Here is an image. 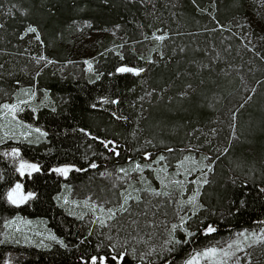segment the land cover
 Segmentation results:
<instances>
[{
  "label": "trees",
  "instance_id": "16d2710c",
  "mask_svg": "<svg viewBox=\"0 0 264 264\" xmlns=\"http://www.w3.org/2000/svg\"><path fill=\"white\" fill-rule=\"evenodd\" d=\"M249 20L258 23L252 33ZM76 21L124 41H106L79 74L22 69V52H54ZM0 49V105L27 85L47 94L18 114L41 139L0 142V216L42 218L59 238L48 246L0 239V264H182L264 223V0H0ZM11 149L39 170L21 174ZM185 149L211 157V177L167 251H123L59 202L65 184L97 192L106 170L160 157L173 167ZM63 165L72 166L67 174L55 171ZM18 180L33 195L14 204L7 192ZM249 251L248 264H264V241Z\"/></svg>",
  "mask_w": 264,
  "mask_h": 264
},
{
  "label": "rangeland",
  "instance_id": "374dc122",
  "mask_svg": "<svg viewBox=\"0 0 264 264\" xmlns=\"http://www.w3.org/2000/svg\"><path fill=\"white\" fill-rule=\"evenodd\" d=\"M251 23L249 20L250 29L247 31L250 33L252 27L258 25ZM106 41L113 44L124 39L115 30H97L88 21H76L69 36L59 41L60 48L53 52L52 49L48 51L51 46L33 50L29 46L26 53H21L25 60L20 65L35 74L47 66L51 72L79 74L92 68ZM123 68L132 69L128 66ZM13 97L12 101L0 105V142L9 138L41 139L42 129L30 125L18 114L25 107L34 108L46 102L45 90L35 84L27 85L18 89ZM5 105L17 107L13 110ZM14 150L18 155H12ZM197 150H183L173 167L164 158L106 170L100 175L104 179V188L97 192L90 188L80 194L78 189L65 184L58 194L59 202L97 229L105 230L108 240L123 251L129 250L141 257L167 251L176 238V231L185 229L187 218L201 207L202 189L211 177V157ZM9 155L21 174L34 171L28 167L21 168L22 164L38 166L23 157L18 149H11ZM71 167L63 165L58 169L70 170ZM17 184L21 188L13 192ZM10 193L17 201L33 195V192L25 190L20 180L10 186L8 199ZM138 209L141 211L137 212ZM0 239L36 246H48L59 240L42 218L7 214L0 216ZM262 241L264 223H259L191 252L182 264H248L252 259L250 246Z\"/></svg>",
  "mask_w": 264,
  "mask_h": 264
},
{
  "label": "snow or ice",
  "instance_id": "6c2138e0",
  "mask_svg": "<svg viewBox=\"0 0 264 264\" xmlns=\"http://www.w3.org/2000/svg\"><path fill=\"white\" fill-rule=\"evenodd\" d=\"M36 31H37V29L34 28V27H29L28 28V32L35 33ZM37 38H39V37H37ZM164 38H165L164 36H158V37H156V39H158V40H163ZM41 59H43V57H41ZM119 71H121V72H129V71H132V72H137V74H138V72L139 71H142V69L136 70V69H130V68H121V69H119ZM4 107H6V108H12L14 110L17 106L16 105H5ZM12 155H18V152L14 150L13 153H12ZM160 159H164V158L163 157H160ZM92 166L95 167V165H92ZM24 167L31 168L32 170H35V171H38L39 170L37 165H24V164H22L21 165V168H24ZM55 171L66 174L69 171V169L68 168H61V169H56ZM20 188H21V185L17 184L16 185V188L13 189L12 191L13 192H16ZM31 195L32 194L29 193V196H31ZM9 199L11 200L12 203L15 204V203H18V202L19 203H23L24 199H27V197H24V198L20 199L19 201H17L15 199H12V194L10 193L9 194ZM173 227L175 228L176 226L174 225ZM208 231H215V229L209 228ZM212 251L214 252L215 250H212ZM93 262H95V258H93Z\"/></svg>",
  "mask_w": 264,
  "mask_h": 264
}]
</instances>
